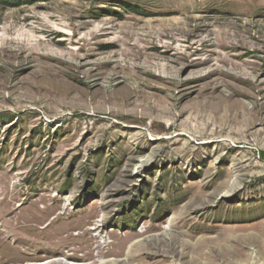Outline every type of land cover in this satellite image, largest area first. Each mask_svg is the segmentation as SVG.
I'll list each match as a JSON object with an SVG mask.
<instances>
[{
    "label": "rangeland",
    "instance_id": "rangeland-1",
    "mask_svg": "<svg viewBox=\"0 0 264 264\" xmlns=\"http://www.w3.org/2000/svg\"><path fill=\"white\" fill-rule=\"evenodd\" d=\"M261 96L264 0L0 5V264H264Z\"/></svg>",
    "mask_w": 264,
    "mask_h": 264
},
{
    "label": "bare ground",
    "instance_id": "bare-ground-1",
    "mask_svg": "<svg viewBox=\"0 0 264 264\" xmlns=\"http://www.w3.org/2000/svg\"><path fill=\"white\" fill-rule=\"evenodd\" d=\"M2 85H3V87H8L9 84L6 81H4V83ZM79 94H82V96L86 97V94L84 92H79ZM104 97L106 98V96H104ZM82 106L83 107H87V104L84 103V102L81 103V104H77V107H82ZM253 108L256 110V112L255 111H246V115L248 116V124L251 126L252 124L254 125V123H256V122L264 123V96H261L259 99H256L254 101ZM162 112L164 114L170 116L171 118H176V119H178L181 116V114H182V112L178 111L176 108H174V109H171V108L163 109ZM220 132H223V130H221ZM261 132H264V126H263V128L261 130L260 129L259 130H254L253 128L251 129V127H247V129H245L244 131H239V132H236V133H238L237 136L240 139H243V138H255L256 139L257 135H260ZM216 133L217 132H215L214 134H216ZM212 134H213V132H212ZM202 135H203V133H202ZM200 136H201V134H200ZM171 235H172V233L168 229L167 231L163 232L159 236H154V237L151 236V237L146 238L145 242H147V243H145V244H148V243L155 244V241L157 240V242H160V243L168 245L169 241L170 240L172 241ZM262 245L264 246V242L260 244V246H262ZM256 253L258 255H263L264 249L261 250L260 247H259V249H258V251ZM175 263H176V261H175Z\"/></svg>",
    "mask_w": 264,
    "mask_h": 264
},
{
    "label": "trees",
    "instance_id": "trees-1",
    "mask_svg": "<svg viewBox=\"0 0 264 264\" xmlns=\"http://www.w3.org/2000/svg\"><path fill=\"white\" fill-rule=\"evenodd\" d=\"M0 5L1 6H8V5H10V0H0Z\"/></svg>",
    "mask_w": 264,
    "mask_h": 264
}]
</instances>
